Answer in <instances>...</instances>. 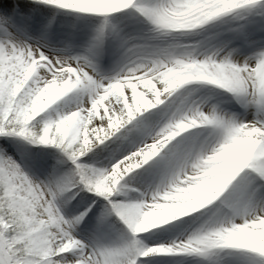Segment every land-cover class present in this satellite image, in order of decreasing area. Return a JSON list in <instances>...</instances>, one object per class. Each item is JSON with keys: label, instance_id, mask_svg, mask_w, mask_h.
Wrapping results in <instances>:
<instances>
[{"label": "snow or ice", "instance_id": "6c2138e0", "mask_svg": "<svg viewBox=\"0 0 264 264\" xmlns=\"http://www.w3.org/2000/svg\"><path fill=\"white\" fill-rule=\"evenodd\" d=\"M0 264H264V0H0Z\"/></svg>", "mask_w": 264, "mask_h": 264}]
</instances>
